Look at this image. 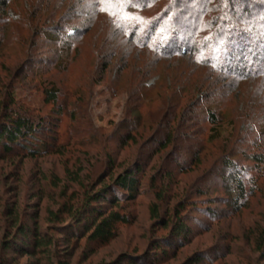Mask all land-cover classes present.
<instances>
[{
    "label": "rangeland",
    "instance_id": "obj_1",
    "mask_svg": "<svg viewBox=\"0 0 264 264\" xmlns=\"http://www.w3.org/2000/svg\"><path fill=\"white\" fill-rule=\"evenodd\" d=\"M34 1L28 12L29 16L34 13V18L14 21L26 5L22 0H11L8 13L14 20L0 36V100L13 83L18 107L35 122H42L39 134L28 144L45 141L55 146L48 154L33 159L18 149L10 154L0 151V243L13 232L7 210L15 199L20 219H26L36 207L39 226L44 230L48 210L55 212L68 203L79 208L100 182H110V176L115 179L141 158L140 171L135 175L138 195L124 204L131 224L119 226L116 238L106 245L91 243L85 237L57 242L52 247L54 264L109 263L121 254L142 255L148 251V261L155 264H180L194 254L205 257L201 264H264L255 246L258 232L264 228V174L251 159L253 154H264L263 78L238 84L219 79L216 85L221 94L216 99L220 101L214 130L210 132L209 124L204 123L202 106L195 118H188L192 120L177 129L180 144L159 149L151 138L154 130L164 132L167 124L163 114L173 90V77L168 73L184 64L183 60L162 59L133 48L125 59L116 54L102 73L108 57L103 45L111 29L107 17L96 15L93 27L80 38L70 33L48 34L41 31V26L50 10L35 13ZM65 1L63 9L54 14L56 22L69 7L80 11L76 14L82 21L92 12L84 0ZM41 15L42 20L36 22ZM63 41L71 44L69 53L62 50ZM140 76L145 78L147 90H136L137 79H143ZM204 76L205 72L200 80ZM45 89L58 91L56 104L44 101ZM181 97L175 99L177 113L184 111L193 98L191 89L183 90ZM60 109L61 114H57ZM136 113L142 121L130 130L126 123H136ZM178 121L179 117L173 124ZM129 131L134 140L124 144L121 136ZM230 149L237 153L233 159L237 169L218 175V160L223 150ZM238 173L246 191L240 202L233 182ZM158 193H164L162 202L156 199ZM155 202L168 223L166 227L149 217V205ZM179 217L190 230L189 237L185 241L170 239L165 256L150 251L154 241L169 236ZM3 257L0 248V261ZM9 257L13 261L6 264L34 261L31 257L17 258L13 252L4 260Z\"/></svg>",
    "mask_w": 264,
    "mask_h": 264
},
{
    "label": "trees",
    "instance_id": "obj_2",
    "mask_svg": "<svg viewBox=\"0 0 264 264\" xmlns=\"http://www.w3.org/2000/svg\"><path fill=\"white\" fill-rule=\"evenodd\" d=\"M28 1L30 4L27 3ZM84 1L87 7L92 8L91 14L84 17L86 21L81 20L83 18L79 17L78 9L74 10L71 7L57 22L54 21L56 10L63 9L66 4L65 0H60V2L58 0H42L41 2L37 0L36 6L34 4L35 9H32L35 13L41 11L43 14L46 8L50 10L47 15L48 19L42 23L41 31L63 36L70 33L78 36L77 38L90 31L93 22L98 18L96 15H105L111 29L103 45L108 57L100 72L103 73L108 69L116 58V54L117 56L121 54L120 59H125L133 48L150 52L162 59L183 60L184 64L168 73L169 77H173V84H171L173 90L166 100L168 106L163 114L167 118V124L164 132L156 129L151 138V143H156L159 149L164 150L180 144L179 136L176 135L177 129L182 125L184 127L188 120H192L188 118H195L202 106L206 115L204 123L209 124L210 132L214 130L217 122L215 120L216 110L219 106L218 101H220L216 99L221 94L219 85L218 87L216 85L219 84V79H229L231 83L236 82V84L257 77L264 80V0ZM22 2L26 8L19 11L17 19L14 20L9 17L8 13L11 0H0V36L4 35L2 32H5L6 27L11 25L12 20L27 21L29 18H34V13L29 16L28 12L31 11L30 7L35 1L22 0ZM42 15L36 18V22L42 20L40 18ZM61 44L64 45L62 50L69 53L71 44L67 41ZM124 68L126 66H123ZM203 72L206 73V77L200 80ZM140 77L143 79L142 81L137 79L136 90H147L144 84L145 78ZM150 87L148 86V89ZM188 88L191 89L193 98L184 111L177 113L178 105L175 99H181V92ZM14 90L12 83L0 100V151L10 154L18 149L23 151V156L31 159L48 154L50 148H54L55 145H50L45 141L40 142L39 145L28 144L30 139H34V136L39 134L42 122H35L27 112L18 107ZM57 93L56 89H45L43 91L44 101L56 104ZM221 98L224 96L222 95ZM15 106L17 110L13 109ZM61 112L60 109L57 114ZM136 114L138 116L136 123H126L127 126L130 124L128 126L130 130L138 128L142 121L140 115ZM177 117L179 121L177 125H174L173 122L177 120ZM71 119H74L73 115ZM133 138L134 135L130 131L121 136L124 144L133 141ZM51 140L55 139L51 137ZM201 148V146L197 147L198 151ZM236 154L234 149L227 152L223 150V155L220 156L216 166L218 175L223 171L233 172L237 169V164L233 160ZM251 159L257 166H261L264 174V154H253ZM140 160L141 158L126 167L115 179L110 176V182H100V187L93 194L86 196L79 208L74 209L68 203L55 212L48 210L44 220L46 224L44 230H41L39 226L36 207H32L33 211L27 215L26 219H20L19 204L15 199L7 210V215L11 217L13 232L0 243L4 255L0 264L13 261L10 257L4 260L9 252H13L17 258H34L33 262L25 264H41L44 261V264H54L52 247L59 241L68 243L73 239L78 240L85 237L91 243L106 245L115 239L118 227L129 225L132 222L125 211L124 204L127 200L134 201L138 195V179L135 175L140 171ZM239 174H236L233 180L238 192L237 202L243 200L246 193ZM163 194H156V199H159L157 201L162 202ZM102 204H107L108 207L104 208ZM178 207L179 205L176 209ZM149 217L158 226L166 227L168 224L160 215L158 202L149 205ZM53 234L59 236V239H54ZM189 235L190 230L179 217L169 236L166 239L154 241L150 251L156 250L159 251L160 256H165L168 253L165 247L169 245L170 239L185 241ZM255 246L256 250L262 253L264 260V228L258 232ZM150 257L149 251L142 255L121 254L112 262L100 264H155L154 261H148ZM204 259L203 255L194 254L180 264H201Z\"/></svg>",
    "mask_w": 264,
    "mask_h": 264
}]
</instances>
